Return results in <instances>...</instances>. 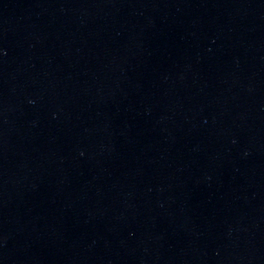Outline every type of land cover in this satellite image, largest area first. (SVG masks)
I'll list each match as a JSON object with an SVG mask.
<instances>
[{"label": "water", "instance_id": "1", "mask_svg": "<svg viewBox=\"0 0 264 264\" xmlns=\"http://www.w3.org/2000/svg\"><path fill=\"white\" fill-rule=\"evenodd\" d=\"M0 264H264V0H0Z\"/></svg>", "mask_w": 264, "mask_h": 264}]
</instances>
